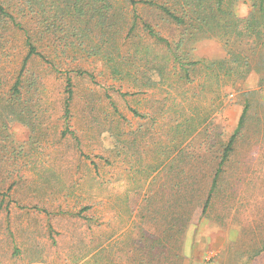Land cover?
I'll use <instances>...</instances> for the list:
<instances>
[{
	"label": "rangeland",
	"instance_id": "rangeland-1",
	"mask_svg": "<svg viewBox=\"0 0 264 264\" xmlns=\"http://www.w3.org/2000/svg\"><path fill=\"white\" fill-rule=\"evenodd\" d=\"M0 1L21 27L7 19L0 29V96L7 97L28 51L23 29L32 31L36 17L19 11L23 0ZM253 1L237 0L236 16L247 17ZM139 15L161 36L178 37L179 29L151 9ZM127 30L124 22L115 62L124 59L120 65L131 76L112 73L101 55L74 47L56 53L47 38L37 43L49 62L29 61L23 104H16L17 115L0 118L7 122L0 126V264H198L194 257L201 264H241L264 244V36L249 54L250 71L230 86L205 66L228 57L221 38L187 45L199 61L189 78L162 59L163 79L150 68L161 63V45L140 20L129 38ZM144 46L152 55L137 52ZM135 76L139 84L147 77L156 84L139 91ZM246 103L207 215L199 217L192 204L179 207L178 190L188 199L209 188ZM163 236L176 240L178 251L191 236L202 254L172 259L174 246ZM210 242L221 256L214 257Z\"/></svg>",
	"mask_w": 264,
	"mask_h": 264
},
{
	"label": "trees",
	"instance_id": "trees-1",
	"mask_svg": "<svg viewBox=\"0 0 264 264\" xmlns=\"http://www.w3.org/2000/svg\"><path fill=\"white\" fill-rule=\"evenodd\" d=\"M236 2L237 0H23L22 8L19 11L22 13L29 9L34 12L36 23L32 31L27 28L23 29L28 51L23 58L19 74L11 86L10 95L0 96V118L3 113L12 112L17 115L14 109L16 104H23L24 73L29 61L37 57L49 62V56L37 47V43L45 38H47L45 42L49 50L57 53V48L61 47V52L64 53L65 49L69 47L79 48L84 52L87 51L88 55H101L112 73L131 76L128 71L125 72L123 65H120L124 59H117L118 64L115 62V53L117 52V57L121 56L116 41L117 35L123 30L124 22L128 28L126 38H129V34L138 25V20L154 43L163 48L164 54H162L160 62L163 59L172 63L173 66L177 65L188 78L189 68L193 67L192 70H194V66L199 61H193L189 57L186 50L187 45L202 37H218L224 40L228 57L212 61L205 66L216 70L215 74L217 75L215 76L223 78L226 85L232 86L237 79L244 78L250 71L249 54H255L257 48L262 46L259 41L264 36V0H254L251 11L245 18L236 16L234 12ZM3 5L0 1V29L7 19L20 27ZM124 6H130L129 13L123 12ZM140 8L151 9L175 25L179 29L178 37L169 40L161 36L149 22L141 19ZM130 18L131 20H129ZM126 38L122 37V40ZM249 39L252 40L251 47L246 48L245 45L250 43ZM242 43H245L244 46ZM142 49L137 52L144 53L146 56L152 55L149 47L144 46ZM155 56L156 59H159L157 55ZM149 61L151 60L148 59L147 62ZM162 63L154 64L150 68L152 69L151 73L164 79L166 64ZM138 80L135 76L134 81L137 83L139 91L141 86L150 87L156 84L152 77H147L146 81L142 79L141 84L138 83ZM65 81L67 95L64 99V108L67 116L72 99V83L69 76H66ZM25 102L24 104H26ZM30 102H33L35 106L40 105V101L37 99L30 100ZM248 106V103L244 105L236 128L223 147L220 160L214 169L205 194L198 195L197 192H194V194L191 193L193 196L191 195L187 199L185 194L178 190L175 196H177L176 202L179 207L183 208V203L192 204L194 209H200L199 217L207 215L224 166L233 152L234 145L243 128ZM22 113H19V116ZM0 123V126L7 127L6 121L0 119ZM178 213L179 216L185 214L181 210ZM178 221H181V218ZM179 231L183 232L181 226ZM162 240L166 241V236H163ZM261 251H264V244L255 252V255Z\"/></svg>",
	"mask_w": 264,
	"mask_h": 264
},
{
	"label": "crops",
	"instance_id": "crops-1",
	"mask_svg": "<svg viewBox=\"0 0 264 264\" xmlns=\"http://www.w3.org/2000/svg\"><path fill=\"white\" fill-rule=\"evenodd\" d=\"M186 240H187V237H186ZM186 240H185V242H184V249H183V251H182V249H180V251H178V248L179 247H176V240H173V239H170V241L169 240H166V241H168L169 243H168V246L170 247L171 246V248H173V246H174V251H175V253L174 254H171L172 256H171V258L173 259H177V258H180V259H182V261H183V259H185V258H188L189 256H193L194 257V255H200V254H202V249H199L198 250V252L196 253V249H198L197 248V246H198V244H199V242H198V240L196 239L195 241L193 240V238H191V236L190 237H188V240H187V242H186ZM172 243H173V245H172ZM168 248V247H167ZM167 248L166 249H164V250H167ZM207 248L209 249V250H211L213 253H214V257H219V256H221L220 254H221V252H220V250H219V247L218 246H215L214 245V243H212V242H210L209 244H208V246H207ZM260 249V248H259ZM163 250V251H164ZM256 251H258V249L256 250ZM216 252V253H215ZM206 253V251L204 250L203 251V254H205ZM264 254V251H261L259 254H257V255H255L254 254V256H251L252 257V260L251 259H249V260H246L245 259V261L244 262H241V264H263V262L262 261H260V257L262 256ZM185 257V258H184ZM194 260H196L197 261V263L198 264H201V260H197V258L196 257H194ZM173 261H171V264H173L172 263ZM160 263H162V262H160ZM176 264H178V262H176ZM188 264H189V262H188ZM195 264V263H194Z\"/></svg>",
	"mask_w": 264,
	"mask_h": 264
}]
</instances>
